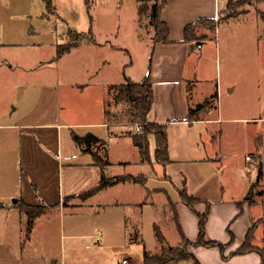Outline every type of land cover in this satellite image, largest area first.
Instances as JSON below:
<instances>
[{"label":"crops","instance_id":"0c3cea01","mask_svg":"<svg viewBox=\"0 0 264 264\" xmlns=\"http://www.w3.org/2000/svg\"><path fill=\"white\" fill-rule=\"evenodd\" d=\"M33 1L0 0V183L17 186L14 192L0 188V264L104 262L99 252L111 241L105 223L110 211L122 212L126 220L118 237L113 236H121V244L143 245L145 259L151 252L148 237L154 245L169 241L157 218L169 215L171 209L178 238L175 242L171 239L174 243L170 246L188 243L186 252L194 264H264V82L251 78L250 66L236 68L233 60L228 61L236 54L255 52L261 43L256 34L251 41L255 33L251 22H257L259 16L264 21V0L227 17L223 12L229 0H167L161 18L169 26V40L159 43L154 42V27L150 31L148 21H142L139 0H133L138 11L132 16V32L137 47H148L149 65L141 71L132 59L117 70L109 64L94 81L77 78L65 85L61 79L56 83L30 80L34 68L29 55L46 43L34 41V37L42 39L35 33L44 32L35 30L36 19L49 24L41 27L54 38L59 24L64 26L62 21L85 20L78 29L68 23V33L85 36L72 49L90 42L132 54V46L123 41L104 44L95 36L96 8L110 6L112 0H50L51 8L42 0L38 10ZM200 18L217 19L216 29L198 25L193 35L199 39L186 40V26ZM263 21L256 25L264 28ZM209 38L212 41L207 42ZM65 43L48 46L59 50ZM17 69L25 80H16ZM147 75L154 93L148 122L165 125L167 164L156 159L155 135L150 136L151 160L146 161L129 131L130 124L106 114L110 86L127 79L142 81ZM27 79L31 86L40 83V95L13 121L11 116L19 107L13 108L19 97L16 93L12 96L13 85L24 94L27 89L21 88V83ZM239 87L244 94L232 97ZM198 104L205 107L190 116ZM89 132L102 140L100 148L93 143L86 150V144L75 141L74 133ZM13 149L17 156L14 166L8 159ZM130 152L133 157L127 155ZM95 154L109 164L100 166ZM132 165L140 169L133 170ZM16 168L18 176L9 177L8 172ZM139 173L145 176L143 183L122 181L83 197L100 185L104 174ZM184 187L201 199L195 209L182 200L180 190ZM162 195L170 202L168 209L160 206ZM20 201L44 208L29 233L28 216ZM206 212L205 239L220 242L222 247L195 244L200 234L198 213ZM83 224L98 229L99 238L83 231ZM146 226L150 234H146ZM155 226L164 240L157 236ZM251 232L257 249L239 252Z\"/></svg>","mask_w":264,"mask_h":264},{"label":"rangeland","instance_id":"374dc122","mask_svg":"<svg viewBox=\"0 0 264 264\" xmlns=\"http://www.w3.org/2000/svg\"><path fill=\"white\" fill-rule=\"evenodd\" d=\"M157 0H139L140 2V12L142 14V21L146 24L148 21L150 31L155 26L152 23V12H153V6L156 3ZM236 2L232 3L229 9H225L223 12L224 17L227 14H234L237 15L240 12H243L247 9V7L251 8V5L249 3H253L256 5V0H234ZM42 4V0H34L33 5L34 9L38 10L40 9V5ZM80 7V6H79ZM228 7V6H227ZM136 4L133 0H112L110 6H97L96 10V22L94 23L95 28V36L98 41L103 42L104 44L107 41L110 42H126L132 46L131 52L132 54L126 53L123 51V49L117 51H111L109 47L106 45L103 46H93V44H90V42L82 44L81 48L79 49H72L69 53L64 54L61 58L57 59V48H49V44L56 45L59 43H63L66 41L65 44L74 42L75 40H79L84 38L83 35L74 33L70 31L68 33V30L70 27H68V23L70 22L71 26H74L72 28H77V26H84L85 20L83 21H72L70 19L64 20L61 23L64 24L62 27L60 24L58 26V32L57 36L54 38L47 34L48 30L43 29L41 26L45 25L48 26L49 24L46 23L44 20L38 21L37 19L33 21V25L35 30L41 31L44 30L43 34H36V36H39L42 39H39L38 37H34V41L36 40H43L46 41V43L43 45L41 49H34L32 53L29 55L30 58L28 59V62H31L34 68V72L31 74L32 82L38 81L42 82V80H49L54 83L57 82L58 79H61L62 84H66L69 81L76 80L77 78L85 79L86 82L94 81L95 79H98L101 77V74L107 69L109 64L111 65V69L117 70L120 65L130 62L131 59L134 61L135 68L144 70L146 66L149 65V58L150 54L148 51V47L144 44H140V47H137V44L135 43V36L132 32V25H133V19L132 16H137V9ZM255 10L254 8H252ZM41 15V13H40ZM51 16V15H50ZM139 16V15H138ZM52 17V16H51ZM257 17V16H256ZM53 19V18H52ZM259 22L262 23L263 17L259 16L258 18ZM257 22L254 23V20L251 22L252 31L254 30L255 33L251 34V41L254 40L255 34L257 35L256 40L257 42H261L260 44L257 43L258 46H256V51L253 52L250 51L248 54H236L233 59H228V61L233 60V64L236 68L238 66L245 67V65L248 67L250 66V73L251 78L258 79L261 83L264 82V28L258 27L256 25ZM264 22V21H263ZM203 25V24H200ZM199 25V26H200ZM255 25V26H254ZM32 26V22H31ZM258 28L256 30L255 28ZM40 28V29H39ZM156 30V29H155ZM81 31V30H79ZM116 31H119V35L116 34ZM68 36V37H67ZM150 36V35H149ZM55 41V42H54ZM212 41V38L207 39V42ZM54 42V43H53ZM64 44V45H65ZM254 42L251 43V48L254 46ZM256 45V44H255ZM58 46V45H57ZM194 55H200V52H194ZM12 56V55H11ZM244 56H246V59L244 60ZM56 57V58H55ZM249 57V61L248 58ZM55 58V59H53ZM17 60L20 58L17 57ZM109 60L108 62L106 60ZM244 63V64H243ZM244 69V68H243ZM99 72V73H98ZM16 80H22L23 74L22 72L17 69L15 73ZM137 78V76H136ZM25 80V79H23ZM30 80H26L24 83H21L23 86L21 88H26L27 91L24 94H20V89L17 87L15 91V86L13 85V94L16 93L17 96L15 99L14 106H19L18 109L13 113L11 116V120H15L21 110L23 108H27L30 105H34L40 95L41 85L40 83H37L36 85L31 86ZM18 82V81H16ZM28 82V84H27ZM11 89V87H10ZM9 89V92L11 93ZM119 90L116 89V91L113 90L111 95L108 93V100H107V108L110 112V119H116L123 120L126 123H129V131L132 133V135L136 133H140L139 130L136 129L138 126L137 123L133 125L129 120L132 119L131 116L128 115V109L129 104L124 102V100H114V94H118ZM244 94L243 88L239 87L235 94H233L232 97H241ZM10 95V94H9ZM117 118H116V117ZM140 124V123H139ZM141 125V124H140ZM142 131V127H141ZM150 134V133H149ZM98 147H101V144H97ZM96 145V146H97ZM99 147V148H100ZM103 148V147H102ZM94 149H96L94 147ZM104 151V149L99 150ZM98 157H102L100 154H97ZM96 155V156H97ZM128 156H132V153L130 152L127 154ZM8 159L12 163V166L17 165V156H16V149H13V153H8ZM104 159V158H103ZM133 170H139L140 168L138 166H131ZM14 168V167H13ZM9 177L14 178L15 176H18V171L16 169H11L9 172ZM144 176L143 173H139L136 176ZM111 178V177H108ZM106 177V179H108ZM129 182H135V183H143L141 181H133V180H127ZM17 182V181H16ZM162 182V181H161ZM169 184V183H167ZM163 185H166V183H163ZM8 188V192L13 191L16 189L13 186H9L7 183L1 184L0 188L3 190L4 187ZM165 196V195H164ZM163 195L162 198L159 200L161 202L160 206L167 207L169 206L168 199L165 198ZM16 197H13L12 200H15ZM149 199V197L147 198ZM170 201V200H169ZM168 209V207L166 208ZM70 212V210H68ZM162 215V214H161ZM107 218L105 219L106 226L108 228L107 233L109 232L110 235V243H108L109 247L100 248L99 257L102 253L104 262L99 263V259L95 260V262H90L89 264H120L122 259L124 257H129L130 263L129 264H145L144 263V256H143V245H127L125 242L121 244V236L119 239L117 238L118 234L120 233V225H123V227H126V220L125 215L120 211H110L109 214L105 215ZM158 224L161 226V229L163 232L167 235V238L169 241H161L159 245H154V242L152 241V237L147 238V246L148 249H151V252L147 256L149 259L147 260V264H194L193 260L190 259V254L186 252V248L188 247V243L184 242L179 245H173L170 246L171 243H174L178 238V230L176 228V218L174 217V210L171 209L169 212V215L163 214L161 216V219H158ZM104 223V222H103ZM146 223V220H145ZM93 225L91 224H83L82 230L85 232H92V234H96L95 236L97 239L99 238L100 234L98 229L94 228L91 229ZM148 226H146V234H150V230L147 229ZM113 233L117 237L113 236ZM174 242H172V240ZM93 240V239H92ZM171 241V242H170ZM88 249V248H85ZM99 249V248H98ZM155 253H152V252ZM123 254L127 256H123ZM150 256H153L150 258ZM83 264H88L83 263Z\"/></svg>","mask_w":264,"mask_h":264},{"label":"trees","instance_id":"16d2710c","mask_svg":"<svg viewBox=\"0 0 264 264\" xmlns=\"http://www.w3.org/2000/svg\"><path fill=\"white\" fill-rule=\"evenodd\" d=\"M241 1V0H239ZM257 4L261 0H256ZM236 1L234 0H229L227 10L231 6L232 3ZM167 4V0H157L156 3L153 6V12H152V23L155 26L156 29V34L154 37V42L159 43V42H167L169 40V26L165 21L162 20L161 18V12L164 6ZM250 5H254L253 3H249ZM47 5L48 7L51 8L52 3L50 0H47ZM241 13V12H240ZM239 14V13H238ZM226 16H234V14H227ZM217 19L215 18H200L196 20L195 22L189 24L186 26L185 29V39L186 40H193V39H199V37H194L195 33V28L200 25L204 24L208 28H210L212 31L216 29L217 25ZM78 33V32H74ZM83 35L82 33H78ZM192 37H191V36ZM84 36V35H83ZM85 37V36H84ZM75 40L74 42H70L65 44L64 46H60L58 50V55H63L66 52H69L72 48L76 47L79 45V43L83 40ZM116 89L119 90L118 94H114V100L119 102L118 100H124L127 104H129V109H128V115L132 117L131 120H129L131 123H137L141 124L142 126V131L140 133H136L133 135L134 142L136 145L140 147L141 154L143 156V159L146 161L151 160V155H150V136L155 135L156 137V159L157 161L167 164L170 162L169 158V153H168V138H167V133L165 130V125L160 124V123H149L148 122V114L152 108V104L154 101V93H153V85H152V80L151 76L147 75L142 81H132L131 79H127L125 82L112 85L109 88V95ZM108 103H106V114L110 118V112L108 111L109 109L107 108ZM205 107V104H198L195 108L191 110L190 116L193 117V114L202 108ZM116 117V116H115ZM117 118V117H116ZM118 119V118H117ZM150 133V134H149ZM74 139L75 141L81 145V144H86V150L91 149V145L93 143H98L99 141L102 140L94 135L93 133L89 132L85 135H79L77 133H74ZM95 154V159L96 162L102 166L106 167L109 162L106 159H103V157H98V155ZM106 175L104 174L102 177V180L100 182V185L89 191L88 193L84 194L83 197H86L90 195L91 193L101 189L105 188L107 186L116 184L118 182L122 181H127V180H133V181H145V176H136L133 174H127V175H117L115 177H111L106 179ZM181 198L184 202H186L188 205H190L193 209H195V204L199 201H201L200 198L196 197L193 194H190L186 187H184L182 190H180ZM19 204L21 207L24 209L28 216L27 220V230L28 233L31 231L33 225H34V219L35 217L44 209L43 207H38L34 205H30L27 203H24L23 201H20ZM200 217V234L198 240L195 242L197 245H205V246H220L222 247V243L217 242V241H207L205 239V232H206V222H207V216L208 213H198ZM156 228V233L157 236L160 238V240H164V236L162 234V231L158 226H155ZM253 233L251 232L247 236V240L244 243V245L240 248L239 252H248L250 250H256V246L252 244V237ZM153 256H150L152 258ZM149 259L148 256H145L144 263L147 264V260Z\"/></svg>","mask_w":264,"mask_h":264},{"label":"built area","instance_id":"2783aa9c","mask_svg":"<svg viewBox=\"0 0 264 264\" xmlns=\"http://www.w3.org/2000/svg\"><path fill=\"white\" fill-rule=\"evenodd\" d=\"M199 47H201V44H199ZM137 125H138L137 126V130H139V132H141V127L142 126L140 124H137ZM247 158L251 159V156H248ZM129 262H130L129 258L128 257H124L120 264H129Z\"/></svg>","mask_w":264,"mask_h":264}]
</instances>
